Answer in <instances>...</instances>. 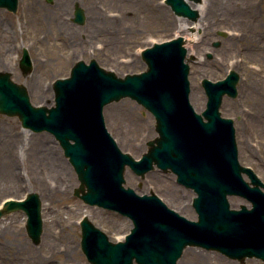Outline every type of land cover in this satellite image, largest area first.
Segmentation results:
<instances>
[{
  "label": "rangeland",
  "instance_id": "rangeland-1",
  "mask_svg": "<svg viewBox=\"0 0 264 264\" xmlns=\"http://www.w3.org/2000/svg\"><path fill=\"white\" fill-rule=\"evenodd\" d=\"M77 1L86 12L84 24L73 21ZM250 4L248 11L217 15V22L206 31L190 25L201 40L193 52H189L193 40H185L186 61L190 64L191 101L194 103L195 84L203 97L201 106L194 105L198 111L207 101L203 78L217 80L230 69L240 74L238 95H225L220 111L234 120L240 162L251 166L264 181V0H251ZM180 18L165 0H19L17 12L0 8V58L4 61L0 70L10 71L16 82L26 85L34 105L51 106L54 80L68 76L76 61L95 59L119 76L142 71L147 64L141 50L179 36ZM24 47L34 65L28 74L19 65ZM104 115L119 146L136 158L147 150V141L158 135L154 115L130 97L107 104ZM12 164L19 170L15 187L9 181L11 175L5 174V167ZM125 178L126 185L139 193L154 192L181 214L197 217L192 204L195 192L179 184L173 172L156 167L141 177L128 167ZM79 184L73 165L50 132L25 128L18 116L0 113V203L35 191L42 201L43 216L38 243L28 235L23 210L0 218V264H91L81 248L80 220L84 215L111 240L124 239L132 227L130 218L84 202L74 194ZM230 202L235 208L250 206L238 195L230 196ZM52 219L56 221L51 223ZM47 227L56 238L53 248L43 241ZM191 247L222 256L231 264H264L255 256L242 262L216 249L195 245H188L178 262L187 257ZM186 263L196 264L193 260Z\"/></svg>",
  "mask_w": 264,
  "mask_h": 264
},
{
  "label": "water",
  "instance_id": "water-1",
  "mask_svg": "<svg viewBox=\"0 0 264 264\" xmlns=\"http://www.w3.org/2000/svg\"><path fill=\"white\" fill-rule=\"evenodd\" d=\"M167 2L178 15L192 20L199 16L185 0ZM18 3L0 0V7L17 11ZM85 19L84 8L76 3L74 20L83 24ZM183 42L180 36L148 47L143 51L147 70L125 77L106 70L95 59L89 64L79 60L69 77L54 82L56 103L51 107L33 105L26 86L15 82L11 72L0 71V113L19 116L22 125L34 131L53 133L81 181L75 194L133 220L126 240L118 242L87 216L81 221V247L91 264H177L189 244L217 249L242 261L247 256L264 259V191L260 187L264 182L240 163L234 120L223 117L219 109L226 93L238 94L240 75L232 71L217 82L204 78L208 100L199 113L190 102V66ZM20 66L25 74L32 70L26 48ZM125 96L144 104L156 117L159 136L148 141L149 149L141 159L123 152L105 124L104 106ZM127 164L142 176L154 164L175 171L179 183L198 193L193 203L199 220L170 208L156 193L140 194L125 187ZM230 194L248 198L253 207L231 208ZM19 209L27 213L28 233L38 243L43 231L40 195L31 192L26 200L7 201L0 218Z\"/></svg>",
  "mask_w": 264,
  "mask_h": 264
},
{
  "label": "bare ground",
  "instance_id": "bare-ground-1",
  "mask_svg": "<svg viewBox=\"0 0 264 264\" xmlns=\"http://www.w3.org/2000/svg\"><path fill=\"white\" fill-rule=\"evenodd\" d=\"M250 2L251 0H201V2L194 4L193 6H196V8L199 10L200 16L197 21L189 22L186 18L182 17L180 18V35H183L185 37L186 41L193 40V43L189 47V52L196 51L198 42L201 40V37L198 36L197 33H194L190 29V25H194L195 27H201L203 28V31H206L211 24L216 23L217 20L215 17L218 16H225V15H231L232 13L236 12L237 10L242 11H248L250 8ZM254 5V4H252ZM127 8V6H125ZM161 7V6H159ZM60 17V16H59ZM5 33V36L7 35V30H3ZM38 38H40L38 36ZM0 63H4L2 61V58H0ZM262 69V67H261ZM193 99L194 103L193 105L201 106L203 103V97L201 95V92L199 91L198 86L195 84V90L193 93ZM13 143V142H11ZM10 143V144H11ZM11 147H14V145H11ZM50 153H54V151H50ZM52 155V154H51ZM62 165V163H61ZM11 175L9 176V181L15 184V177L19 175V170L17 169V166L12 164L9 167H5V174ZM6 174V175H7ZM56 220L52 219L51 223L55 222ZM43 241L45 245L49 248H53L55 244H57L56 238H54L53 234H51L50 227H47L45 230V234L43 237ZM186 258L184 260H180L178 264H184L186 260H193L196 264H214L212 259L218 260L217 264H231L228 260H225L222 256L218 255H211L206 254L203 251H197L193 247L187 249ZM211 260V262H210ZM187 264V263H186Z\"/></svg>",
  "mask_w": 264,
  "mask_h": 264
}]
</instances>
